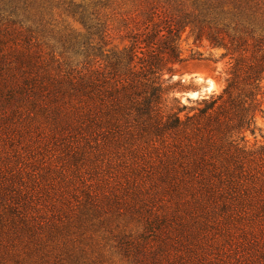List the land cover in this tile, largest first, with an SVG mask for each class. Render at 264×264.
<instances>
[{"label": "trees", "instance_id": "obj_1", "mask_svg": "<svg viewBox=\"0 0 264 264\" xmlns=\"http://www.w3.org/2000/svg\"><path fill=\"white\" fill-rule=\"evenodd\" d=\"M54 9L80 25L65 38L80 70L47 57L26 23ZM0 10L15 17L0 27V264H79L73 235L95 219L103 239L140 254L167 208L242 222L264 241V141L247 140L262 112L264 0H0ZM200 48L225 60L224 84L186 104L172 75L207 57ZM51 141L63 155L43 160ZM125 217L136 235L109 224Z\"/></svg>", "mask_w": 264, "mask_h": 264}, {"label": "rangeland", "instance_id": "obj_2", "mask_svg": "<svg viewBox=\"0 0 264 264\" xmlns=\"http://www.w3.org/2000/svg\"><path fill=\"white\" fill-rule=\"evenodd\" d=\"M52 13L51 19L40 26L31 21L26 22L32 29L37 28L33 30L37 48L48 55L47 57L62 62L68 69L80 70L82 60L80 47H70L65 40L66 35L71 31L80 34V25L65 14H58L57 9H54ZM6 18L15 19L10 11L0 10V27L3 22L6 23ZM185 36L186 31L183 32L182 37ZM190 45L191 39L182 41L184 49H188ZM200 50L205 56L208 55L207 49L200 48ZM218 55V51H213L211 57L186 61L175 69L172 82L179 83L175 96L181 102L190 104L195 98L218 93L221 90L224 84L226 62L224 59L215 61L214 58ZM198 90V93L191 94L190 99L183 96L184 92L191 93ZM261 101L262 112H257L255 117L259 130H256L255 135L247 133L249 143L264 141V89ZM38 136L41 135L34 137ZM4 137L0 131V144L4 142ZM40 150L39 154L43 160H47L50 155H63L58 141H51L48 145L41 146ZM62 158L66 159V156ZM68 174L73 176L72 173ZM75 192L80 194L78 189ZM160 210L164 209L160 208ZM166 210H168V219L155 229L146 232L149 242L143 245V252L136 255L124 254L111 237L109 240L103 239L102 228L99 229L96 226V219L87 222L83 226L84 229H80V232L73 235L78 239L77 244L80 246L76 245L73 249L75 254L84 253V259H80L79 264H91L92 260L94 262L98 260V256L99 260L96 264H264V241L252 237L242 222L206 219L202 217L203 215H199L200 211L196 210H192L194 219L183 212L181 217H174L170 216L169 208ZM116 222H120L116 231L126 228L129 233L128 229L131 228L130 232L136 235L138 226H135V220L126 217L112 218L109 224L115 227ZM66 245L71 249L70 242Z\"/></svg>", "mask_w": 264, "mask_h": 264}, {"label": "water", "instance_id": "obj_3", "mask_svg": "<svg viewBox=\"0 0 264 264\" xmlns=\"http://www.w3.org/2000/svg\"><path fill=\"white\" fill-rule=\"evenodd\" d=\"M203 88H206V87H203ZM199 92V90L198 91H193V92H191V93H198ZM191 93H189V92H184L183 93V96L185 97V98H187V99H190V97H191Z\"/></svg>", "mask_w": 264, "mask_h": 264}, {"label": "bare ground", "instance_id": "obj_4", "mask_svg": "<svg viewBox=\"0 0 264 264\" xmlns=\"http://www.w3.org/2000/svg\"><path fill=\"white\" fill-rule=\"evenodd\" d=\"M192 94V93H191Z\"/></svg>", "mask_w": 264, "mask_h": 264}]
</instances>
